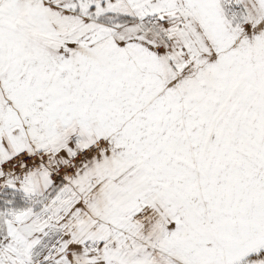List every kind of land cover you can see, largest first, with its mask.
I'll list each match as a JSON object with an SVG mask.
<instances>
[{"label":"snow or ice","instance_id":"snow-or-ice-1","mask_svg":"<svg viewBox=\"0 0 264 264\" xmlns=\"http://www.w3.org/2000/svg\"><path fill=\"white\" fill-rule=\"evenodd\" d=\"M0 264H264V0H0Z\"/></svg>","mask_w":264,"mask_h":264}]
</instances>
